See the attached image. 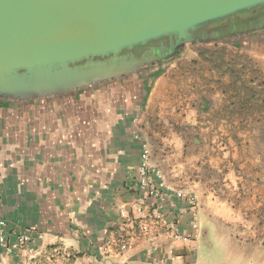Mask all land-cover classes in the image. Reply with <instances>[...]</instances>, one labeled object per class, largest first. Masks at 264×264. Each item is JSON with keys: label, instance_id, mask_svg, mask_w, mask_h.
<instances>
[{"label": "crops", "instance_id": "crops-1", "mask_svg": "<svg viewBox=\"0 0 264 264\" xmlns=\"http://www.w3.org/2000/svg\"><path fill=\"white\" fill-rule=\"evenodd\" d=\"M246 35L232 36L243 45ZM152 71L0 98L6 234L37 239L35 253L21 249L2 264L49 256L86 264H264L260 76L252 84L199 86L165 72L150 85ZM144 148L170 186L196 197L195 210L174 195L164 204L189 240L145 236L138 221L120 214L140 195ZM108 239L131 247L106 249Z\"/></svg>", "mask_w": 264, "mask_h": 264}, {"label": "water", "instance_id": "water-1", "mask_svg": "<svg viewBox=\"0 0 264 264\" xmlns=\"http://www.w3.org/2000/svg\"><path fill=\"white\" fill-rule=\"evenodd\" d=\"M260 5L264 0H0V98L144 69L184 43L206 40L209 24ZM158 41L162 47L151 44Z\"/></svg>", "mask_w": 264, "mask_h": 264}, {"label": "rangeland", "instance_id": "rangeland-1", "mask_svg": "<svg viewBox=\"0 0 264 264\" xmlns=\"http://www.w3.org/2000/svg\"><path fill=\"white\" fill-rule=\"evenodd\" d=\"M213 26L204 28L205 34H210ZM248 40L242 43L236 38L240 36L208 38L206 40L187 42L164 58L159 69L156 64L144 67L153 70L147 84L166 72L173 78V72L179 76L182 84L196 83L199 86L206 83L212 85L252 84L259 80L264 84V28L245 33ZM242 37V36H241ZM28 264H86L76 258L61 262L58 258L49 256L32 259Z\"/></svg>", "mask_w": 264, "mask_h": 264}, {"label": "built area", "instance_id": "built-area-1", "mask_svg": "<svg viewBox=\"0 0 264 264\" xmlns=\"http://www.w3.org/2000/svg\"><path fill=\"white\" fill-rule=\"evenodd\" d=\"M137 173L140 195L130 208H125L120 212L121 216L128 218L131 222L138 221V229L145 236L165 234L175 240H189L180 233L178 222L166 213L164 204L169 196L174 195L189 202L192 210H195L196 197L191 192L174 188L168 184L163 171L151 164L148 148H144L140 153ZM6 228L7 221L0 210V264L7 255H13L21 249H26L30 254L36 252L37 239L31 232L24 233L12 241L6 234ZM106 244V249L115 245L122 250L131 247V243L124 239L117 241L108 239Z\"/></svg>", "mask_w": 264, "mask_h": 264}, {"label": "flooded vegetation", "instance_id": "flooded-vegetation-1", "mask_svg": "<svg viewBox=\"0 0 264 264\" xmlns=\"http://www.w3.org/2000/svg\"><path fill=\"white\" fill-rule=\"evenodd\" d=\"M213 30L208 34V38H222L249 33L264 28V5L257 6L253 9L239 12L230 17L215 21L211 24ZM208 25V26H209ZM207 26V27H208ZM161 41V40H160ZM160 41L151 43L152 45L161 46ZM146 48V47H144ZM139 51L141 47L137 48Z\"/></svg>", "mask_w": 264, "mask_h": 264}]
</instances>
